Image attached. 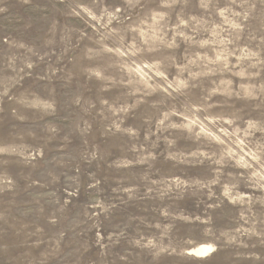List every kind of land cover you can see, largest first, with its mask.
Here are the masks:
<instances>
[{
	"label": "rangeland",
	"instance_id": "obj_1",
	"mask_svg": "<svg viewBox=\"0 0 264 264\" xmlns=\"http://www.w3.org/2000/svg\"><path fill=\"white\" fill-rule=\"evenodd\" d=\"M0 264H264V0H0Z\"/></svg>",
	"mask_w": 264,
	"mask_h": 264
},
{
	"label": "bare ground",
	"instance_id": "obj_2",
	"mask_svg": "<svg viewBox=\"0 0 264 264\" xmlns=\"http://www.w3.org/2000/svg\"><path fill=\"white\" fill-rule=\"evenodd\" d=\"M209 250H211L209 247H206V246H199V247H197L195 250H193L192 252H191V254L192 255H196V256H198V257H203L204 255L206 256V253H210V251ZM209 251V252H208Z\"/></svg>",
	"mask_w": 264,
	"mask_h": 264
}]
</instances>
